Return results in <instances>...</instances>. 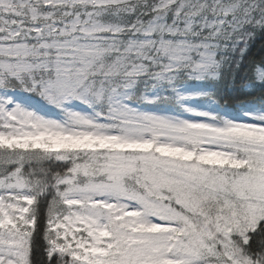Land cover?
I'll list each match as a JSON object with an SVG mask.
<instances>
[{
  "label": "snow or ice",
  "instance_id": "snow-or-ice-1",
  "mask_svg": "<svg viewBox=\"0 0 264 264\" xmlns=\"http://www.w3.org/2000/svg\"><path fill=\"white\" fill-rule=\"evenodd\" d=\"M258 35L264 0H0V264H264Z\"/></svg>",
  "mask_w": 264,
  "mask_h": 264
},
{
  "label": "trees",
  "instance_id": "trees-1",
  "mask_svg": "<svg viewBox=\"0 0 264 264\" xmlns=\"http://www.w3.org/2000/svg\"><path fill=\"white\" fill-rule=\"evenodd\" d=\"M248 56L251 57H256L259 58L261 56H264V37L261 36H257L256 39L253 41V43L250 45L249 48V52H248ZM240 75H243V72L240 73ZM228 92L230 95H232L234 97V103L235 104H239L241 101L245 100V99H251L252 97L248 96L246 93L244 92H240V91H236L233 92L232 89H228ZM39 227L41 228V239H40V243L42 244V228H43V224L42 221L39 222ZM34 260H36L39 264L40 260H41V256L39 253H37L34 257ZM43 264H47L46 258H44L43 260Z\"/></svg>",
  "mask_w": 264,
  "mask_h": 264
}]
</instances>
